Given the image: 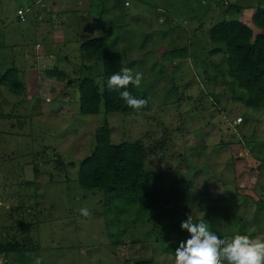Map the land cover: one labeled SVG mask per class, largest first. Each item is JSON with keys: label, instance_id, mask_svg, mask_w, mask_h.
Listing matches in <instances>:
<instances>
[{"label": "rangeland", "instance_id": "obj_1", "mask_svg": "<svg viewBox=\"0 0 264 264\" xmlns=\"http://www.w3.org/2000/svg\"><path fill=\"white\" fill-rule=\"evenodd\" d=\"M49 1L54 8L46 12ZM49 1L41 7L36 0H0V78L16 69L25 89L16 96L0 86V241L37 248L10 264H34L38 257L43 264H175L162 253L171 221L176 215L198 221L201 212L226 239L232 238L220 231L226 212L242 217L241 234L264 239V110L245 108L240 99L247 95L227 77L224 57L211 55L223 48L208 38L212 26L232 19L263 33L251 18L264 10V0ZM229 6L243 7L238 17ZM18 9L28 10L24 21L17 20ZM115 16L108 23L115 28L111 46L123 54V66L143 73L133 87L147 95L150 109L82 116L76 80H97L102 70L83 68L80 46L100 36V18L107 23ZM57 28L73 34L54 42ZM40 45L44 55L53 46V60L36 58ZM238 117L241 124L231 126ZM105 122L113 144L140 142L145 166L167 175V217H144L126 196L79 187V164Z\"/></svg>", "mask_w": 264, "mask_h": 264}, {"label": "trees", "instance_id": "obj_2", "mask_svg": "<svg viewBox=\"0 0 264 264\" xmlns=\"http://www.w3.org/2000/svg\"><path fill=\"white\" fill-rule=\"evenodd\" d=\"M244 1L248 2L250 0ZM242 8L229 6L227 9L228 11L233 10L238 17ZM115 19L116 16L109 20L110 22L102 23L103 19L100 18L98 26L100 36L87 40L80 46L81 58L85 63L83 68L87 70L89 68L88 65H97L102 70L97 80L91 78L76 80L78 81L79 95L78 110L82 116H95L100 113L105 116L113 113H143L150 109L147 95L137 91L133 85H128L127 90L133 96L147 101L146 106L140 110L128 107L120 98V92L108 86L107 82L110 76L121 72L125 68L123 66V54L120 53L121 51H114L111 46L115 28L108 23H112ZM251 21L253 26L263 33L254 35V31L250 26L232 19L230 21L224 20L212 26L209 29L208 38L212 44L223 48V50H213L211 55L224 57L227 77L232 81L233 85L234 83L236 84L239 91L247 95L246 99H240L245 108L264 110V10L258 8L253 13ZM48 73L50 77L55 74ZM56 75L60 81L65 79V75L62 73L58 72ZM76 81L71 83L68 81L67 86H71ZM0 86L5 87L16 96L22 95L25 90L19 80L16 69L7 70L3 74L0 78ZM123 90L121 89L120 91ZM93 134V151L89 157L79 164L77 173L79 187L86 191L98 190V192L101 191L105 195H115V197L126 196L130 198L129 207L132 208L134 205L138 214L144 217L153 218L155 215L156 218H160L162 215L167 217L170 212L165 213L162 211L163 205L167 202L162 197V189L166 185L167 175L164 172L150 170L145 166L147 159L145 147L137 141L113 144L107 122ZM212 209L211 207L210 212H212ZM226 216L225 220L227 223L226 225H220L223 228L220 231H224V233L232 237L240 234L253 238L251 234L240 233L241 231L244 232L243 228H238L241 223L244 224L240 215H229L226 212ZM176 217L175 221H171V230L166 233L167 236L169 235L165 239L166 244H162L164 246L162 253L171 255L173 260H175V251L180 245V240L186 238V231H182L180 228L182 220ZM156 227L154 225V230H156ZM162 228L166 230L164 227ZM175 230H178L180 234L175 233ZM156 232L158 233L159 231ZM159 239L162 242L164 241L163 238ZM157 244H159V241H157ZM36 249L29 248L26 243L0 241V254L4 253L9 258L14 256L23 258L25 254ZM135 264H152V261L140 260Z\"/></svg>", "mask_w": 264, "mask_h": 264}, {"label": "clouds", "instance_id": "obj_3", "mask_svg": "<svg viewBox=\"0 0 264 264\" xmlns=\"http://www.w3.org/2000/svg\"><path fill=\"white\" fill-rule=\"evenodd\" d=\"M142 79L143 73L133 74L131 68L125 67L121 72L111 75L107 83L110 88L120 92V98L128 107L140 110L147 101L133 96L127 86L131 84L138 87ZM79 211L84 217L89 215L87 208ZM201 217L194 221L189 215L181 222L180 228L187 232L188 238L176 249L175 264H264V239L240 234L226 239L210 229L202 212ZM34 264H43V259L36 258Z\"/></svg>", "mask_w": 264, "mask_h": 264}, {"label": "crops", "instance_id": "obj_4", "mask_svg": "<svg viewBox=\"0 0 264 264\" xmlns=\"http://www.w3.org/2000/svg\"><path fill=\"white\" fill-rule=\"evenodd\" d=\"M49 1V0H48ZM155 2H157V0H154ZM41 2H42V0H36V2H35V5L36 6H41L42 7V5H41ZM50 2L51 1H49V4H47V7H46V12L48 11V12H51L52 11V8H54V7H51L50 6ZM246 2V1H245ZM125 3H128V2H125ZM125 3H124V6H125ZM130 6V4H128V6H126L127 8ZM43 8H44V6H43ZM30 9V8H29ZM18 10H20V9H18ZM26 11V14L28 13V10H25ZM76 12V14L78 15V14H80L79 13V11L77 10V11H75ZM164 12H165V9L164 10H162V11H159V15L160 16H162L163 18H162V20L164 21L166 18H167V15L166 14H164ZM34 17H37V18H39V20H42V18L41 17H39L38 15L36 16V14L34 15ZM15 20H16V18H15ZM15 22V21H14ZM163 23V22H162ZM61 26H63V23H62V25ZM57 27H60L59 25H57ZM62 28V27H61ZM61 28H57L56 30H53V33H55V35H53L52 36V40L54 41V42H63L64 40H65V38L67 37V36H71V34H73V31L72 30H66L67 31V33L68 34H66ZM66 34V35H65ZM21 38H20V37ZM25 38V36H22V35H18V41L19 42H24V45L22 44V47L23 48H25V47H27L29 44H28V41L29 40H26V39H24ZM85 39H87V36H86V38ZM90 39H93V38H89L88 40H90ZM84 42H87V40L86 41H84ZM28 44V45H27ZM42 46L40 45V46H36L35 47V51L36 52H38V56L36 57L37 59H51V60H53L54 59V55H52L51 54V52L53 51V46H51V48H49V50L47 51V52H49V53H47V55H46V53H45V55L43 54V51H42ZM43 55V56H42ZM64 59H66L65 57H63ZM8 66H10L11 65V63L9 62L8 64H7ZM21 82V81H20ZM22 83V82H21ZM23 84V83H22ZM24 87V86H23Z\"/></svg>", "mask_w": 264, "mask_h": 264}, {"label": "built area", "instance_id": "obj_5", "mask_svg": "<svg viewBox=\"0 0 264 264\" xmlns=\"http://www.w3.org/2000/svg\"><path fill=\"white\" fill-rule=\"evenodd\" d=\"M128 3H125V6H128ZM26 11L20 9L17 11V20L18 21H24L25 20ZM242 122V118L238 117L235 119V121L231 124V126L235 127L240 125ZM0 264H10V258L7 257L4 253L0 254Z\"/></svg>", "mask_w": 264, "mask_h": 264}]
</instances>
